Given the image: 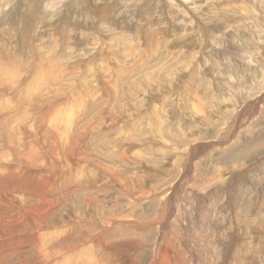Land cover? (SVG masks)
<instances>
[{
  "label": "rangeland",
  "instance_id": "374dc122",
  "mask_svg": "<svg viewBox=\"0 0 264 264\" xmlns=\"http://www.w3.org/2000/svg\"><path fill=\"white\" fill-rule=\"evenodd\" d=\"M45 1H0V154L8 142L3 135L20 121L25 129L49 128L42 132L63 124L81 137L73 141L72 159L59 148L52 163L41 162L56 205L52 230L41 234L68 227L79 234L75 221L81 218L83 225L91 217L83 209L88 196L96 211L129 209L132 194L123 187L155 189L184 169L191 180L195 173L214 176L218 167L209 190L221 187L218 198L206 201L210 216L193 234L226 237L249 225L250 264H264V100L254 106L264 93V0H68L47 23L41 16ZM3 11L11 14L4 17ZM235 28L236 41L228 34ZM1 58L7 59L4 66ZM5 118L14 123L4 125ZM7 150L0 166L11 159ZM77 157L100 162L76 167ZM106 170L118 171L120 180H108ZM77 173L84 183H75ZM156 209L144 203L129 213L145 223L157 218ZM120 231L159 234L143 224ZM152 241L149 236L145 243ZM230 249L237 256L242 247L235 251L229 244L217 255L226 257Z\"/></svg>",
  "mask_w": 264,
  "mask_h": 264
},
{
  "label": "bare ground",
  "instance_id": "6f19581e",
  "mask_svg": "<svg viewBox=\"0 0 264 264\" xmlns=\"http://www.w3.org/2000/svg\"><path fill=\"white\" fill-rule=\"evenodd\" d=\"M4 1L6 5L9 4V0ZM62 1H65L63 5H67L66 2L68 0H46L45 4H42L43 10H41V16L45 19V22L46 20L49 21L50 17L57 16V13H59L57 6ZM184 1L186 2V0ZM3 8L4 7L0 5V10ZM10 12L11 11H3L2 15L7 17V15L9 16L11 14ZM1 20L2 18L0 21ZM239 33L238 29L234 30L232 34L228 33L230 40L236 41ZM246 53L247 52H245V54ZM247 57L249 56L247 55ZM246 59L248 58H245V60ZM5 60L7 59L1 58V66H4L6 63ZM262 69H264V67ZM1 70L2 69H0V72ZM13 71L18 72L15 68ZM7 73L10 75V71ZM47 74L48 73L40 76L41 79H39V84L44 82V79L47 78ZM56 76L57 72L53 73L52 78ZM49 77H51V75ZM54 80L55 78L53 81ZM262 80L264 84V79ZM263 100L264 93H261L258 99L254 101V106L263 102ZM250 104H253V102ZM204 107L205 105H202L200 108ZM197 109L198 108L194 110L196 111ZM248 110L249 108L246 111ZM252 112L250 111V115ZM66 114L64 113V116ZM247 114H244L245 118L247 117ZM73 118H71V121ZM5 119L6 120L3 121L4 125H11L14 123L7 118ZM37 119L39 118L37 117ZM63 121L66 122L67 120L63 118ZM73 122L75 123L76 121L73 120ZM67 124L70 126L71 122L68 121ZM23 126L24 125H22L21 121L18 125H15L14 123L12 128H10L11 131L8 130L9 132L5 134L8 137L3 135L8 141V145L4 144L6 145V148L2 146V153L4 154L7 148H9L6 156L12 160L8 159V163L1 164L0 166V264H250V234H247L250 229L249 225L245 224V229L242 230V234H230L226 237L222 236V234H193L197 230L196 227L199 223H202L210 216L211 211L206 206V201L216 200L218 198L219 192L216 189L221 187H214L216 189L213 192L209 191L211 190L212 185L216 184V179L219 178L218 167H216L217 172L214 176H197L195 173L193 176L194 178L191 180H188L189 176H187V170L184 169V173L175 180L173 179V182L170 180L171 183L169 181L168 183L170 184H165V187L158 188V186H156L157 188L155 189L137 187L136 189V186L133 185L129 190H125L123 187L125 194H132L128 201L132 204H128L129 209H123L120 211L112 209L105 211V213L103 210L96 211L93 204L95 199L88 196L84 202L85 205L83 209L89 211L91 217H87L86 221L85 218H83L85 226H83L84 224L82 225L79 223L82 221L81 218L75 221L77 225H80V229L76 231L79 232V234H70V227L59 233L56 232L57 234H41L48 229L52 230L51 228H53V226L51 225L52 221L50 222V216L52 213H55L53 211L56 208L55 203L50 201L54 184L50 179H45L42 174L45 165L41 162H48V164L52 163L55 158L53 154L56 155L53 151L59 148L66 151L64 157H70V152L75 151L74 146H76V143L74 144L73 141L78 139L80 134H76L74 131L70 134L73 128L71 126H73V124L70 126V132L65 130L63 124L62 127L59 128L51 127L53 130L50 129L49 132H42L45 129L47 131L49 129L48 127L40 128L39 126V129H42V131H38V129L36 130L31 126L28 128L26 127V129L22 128ZM94 128L95 127L93 126L92 129ZM56 133H61L59 139L56 138ZM37 136L40 138L42 137L41 143H34L32 141V138L35 137L37 139ZM229 141L230 140L227 139L222 143L225 144ZM1 143H3V141ZM220 143L221 141H219V144ZM230 144H232V142H230ZM48 146L50 149L46 148ZM196 148L197 147H194L193 150ZM50 150H52L53 153L49 154ZM116 153L120 154L119 152ZM3 154H0V156H2L1 158H3ZM58 156L56 158H58ZM95 157H97V155ZM68 159L69 158H67V160ZM99 159L100 158L95 162L97 163ZM74 160V165L76 167L82 164H93L94 162L87 157H77ZM104 162L110 164L109 158ZM71 163L73 162H70V164ZM103 167H105V165H103ZM13 168H17L18 171L15 170V172ZM35 171H38L39 174L37 175ZM110 172L107 171V175L105 174L106 178H109L108 180L115 182L120 180L121 177H119L118 171ZM81 173L82 172L80 171L79 174ZM79 174L77 173L76 178L74 177L75 183H84L86 180L81 176L79 177ZM108 180H106V182H108ZM102 181L103 179H98V182L101 183ZM70 183L73 182L70 181ZM60 185L59 187H61ZM144 203L155 205L157 207L156 211H158V215L157 218L154 217L153 220H148L147 222L142 223L137 220L135 215H132L129 212L132 209L135 210L138 204L143 205ZM142 224L146 229L152 227L156 231H159V234H146L148 235L147 237H153V241L152 243H149V245L145 243L147 240L146 236L136 237L135 235L137 234H118V231H122L125 228V225H136L141 227ZM236 229L240 231V226H237ZM84 232H88L89 234H85ZM109 232L111 233L109 234ZM229 244L231 247H234L235 251L236 248L242 247L241 252H237V256H234V253H232L230 249L228 253L224 251L226 257L221 254H219L221 256L217 255L220 248L224 249L229 246ZM148 251H150L151 257L148 256ZM256 253L262 252L258 250Z\"/></svg>",
  "mask_w": 264,
  "mask_h": 264
}]
</instances>
